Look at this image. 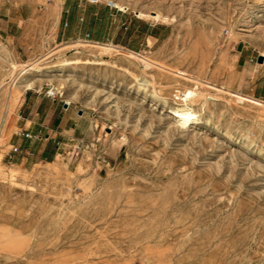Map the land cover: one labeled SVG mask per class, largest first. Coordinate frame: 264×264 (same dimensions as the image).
Returning <instances> with one entry per match:
<instances>
[{"label":"rangeland","instance_id":"1","mask_svg":"<svg viewBox=\"0 0 264 264\" xmlns=\"http://www.w3.org/2000/svg\"><path fill=\"white\" fill-rule=\"evenodd\" d=\"M105 1L0 0V264H264V0Z\"/></svg>","mask_w":264,"mask_h":264},{"label":"bare ground","instance_id":"2","mask_svg":"<svg viewBox=\"0 0 264 264\" xmlns=\"http://www.w3.org/2000/svg\"><path fill=\"white\" fill-rule=\"evenodd\" d=\"M116 4V3H115ZM117 6V4H116ZM136 15L138 17H142V16H149L151 17L153 20H166L168 19L167 16L163 15L162 13H156V12H153V13H146V12H143V11H136ZM74 42V44L70 45L74 48H78V46L80 45H84L82 47H87L88 45H98V46H105L106 44L104 43H101V42H96V41H93L91 42V40H86V39H78V40H74L72 41ZM79 42H84L82 44H79ZM87 42V43H86ZM87 45V46H86ZM113 45V44H112ZM106 46H110V45H106ZM116 45H113L111 47H114ZM119 47V46H118ZM130 51V50H129ZM75 59V58H74ZM143 60V59H142ZM144 60H147L144 58ZM72 62H75V61H72L68 58H65L61 61V65L62 66H65V65H68ZM98 62V61H97ZM99 63H106V60L102 59V61H99ZM144 65H147L144 64ZM25 65L23 64H16V63H12L11 64V70L12 71H15L18 69V67H24ZM21 69V68H20ZM26 70H31V71H37V72H40L42 71L41 69V65H33V66H30L28 69L25 68V71ZM21 71V70H20ZM23 72V71H22ZM20 73V72H19ZM19 78V77H18ZM18 80V79H17ZM24 80V79H23ZM13 80L11 79L8 83H12ZM146 80L144 82H139L140 85L142 84H146ZM22 82H17L14 84V89L12 91V95L11 97H13L14 100H18L21 99L23 97V94H24V91L28 88H34L32 82H28V83H25V84H21ZM54 91H52L53 93ZM199 95H203V93L201 91H198L196 89L194 90H191L188 92L187 94V99L185 100V106L183 107H175L173 108L170 112L171 114L176 118V121L182 125V126H185V125H190L191 123H197V121L200 120L199 118V115L197 114V112H195L192 108H191V105L195 104L196 101H197V96ZM8 106V105H7ZM1 135V134H0ZM3 138L0 137V141H2ZM7 141V140H6ZM3 142V141H2ZM5 142V140H4ZM9 152V151H8ZM11 153V152H9ZM12 154V153H11ZM61 154H57L55 156V161L59 162L60 161V157ZM20 174V172L18 171V169H14V168H8L6 169L3 164L0 162V176L3 177V178H10L12 180H14L18 175Z\"/></svg>","mask_w":264,"mask_h":264},{"label":"crops","instance_id":"3","mask_svg":"<svg viewBox=\"0 0 264 264\" xmlns=\"http://www.w3.org/2000/svg\"><path fill=\"white\" fill-rule=\"evenodd\" d=\"M115 44V43H114ZM117 45H120V44H117ZM123 46V45H121ZM124 47V46H123ZM128 49V48H127ZM131 50V49H129ZM133 51V50H132ZM136 52V51H135ZM53 110L49 111L48 115L45 116L43 118L42 114L39 115V112L36 111L35 112V116H34V120H35V124L39 127V126H43L47 129H49V137H51V135H58L56 133H63L62 129L61 131H58L59 128H63L64 125L68 122L71 123L72 125V129L75 131L76 128H78L79 124H78V118L77 117H72L71 115H69V113L67 112V107L66 109L64 110H58L56 113L53 114ZM41 117L43 120H41ZM51 131H55L52 132ZM84 138V134L82 135V139ZM33 146V150L36 152V151H41L43 148L42 146H40V144L38 143H35L32 145ZM28 158V155H26V160Z\"/></svg>","mask_w":264,"mask_h":264},{"label":"built area","instance_id":"4","mask_svg":"<svg viewBox=\"0 0 264 264\" xmlns=\"http://www.w3.org/2000/svg\"><path fill=\"white\" fill-rule=\"evenodd\" d=\"M83 1L85 3H98L101 0H83ZM105 5L108 6V7H115V4H114V2L112 0L105 1ZM64 24H66V22ZM83 39L89 40L90 39V33L89 32H85L84 36H83ZM51 94H52V92H51ZM2 124H3V118L0 117V134H1ZM20 134H21V136L23 138H26V139H30V138H34V137H38V138L41 137V135H35L32 132V130H30L28 128H25V129L21 130ZM19 150H20V144H15V143H11L10 147L8 148V151L11 152V153H18Z\"/></svg>","mask_w":264,"mask_h":264}]
</instances>
